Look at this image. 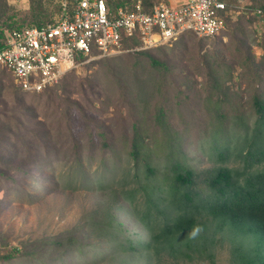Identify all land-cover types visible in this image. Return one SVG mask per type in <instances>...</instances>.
<instances>
[{"label":"rangeland","instance_id":"obj_1","mask_svg":"<svg viewBox=\"0 0 264 264\" xmlns=\"http://www.w3.org/2000/svg\"><path fill=\"white\" fill-rule=\"evenodd\" d=\"M160 1L176 7L186 0ZM226 1L237 10L233 6L264 0ZM4 2L0 22L30 21V0ZM58 10L55 2L50 16L56 18ZM251 17V11L234 12L219 35L185 33L146 50L147 56L132 44L107 56L95 52L41 92L20 90L0 65V257L12 254L0 264H141L120 258L96 263L93 251L79 254L77 236L67 237L76 229L88 244L101 238L96 228L108 210L134 228L124 195L136 188L129 143L134 136L146 137L147 144L163 142L166 123L186 137L191 159L185 165L194 170H264V161L249 169L235 155L242 139L236 125L257 118L254 95L264 100V25ZM149 55L162 65H152ZM245 56L260 61L261 87L257 72L239 66ZM162 108L163 118L157 113ZM13 116L17 129L10 134L2 123ZM224 146L228 151L220 156ZM149 158L161 178L167 166L162 151ZM133 203L143 205L142 196L137 193ZM69 242L76 243L77 257ZM197 254L163 257L159 264H212L207 254L213 264H235L226 235L218 234L206 253Z\"/></svg>","mask_w":264,"mask_h":264},{"label":"trees","instance_id":"obj_2","mask_svg":"<svg viewBox=\"0 0 264 264\" xmlns=\"http://www.w3.org/2000/svg\"><path fill=\"white\" fill-rule=\"evenodd\" d=\"M106 1L110 9H113L133 0ZM142 1L147 9L151 4L159 2ZM221 1L228 4L226 0ZM55 2L58 6V0H30L32 11L27 23L22 20L14 22L13 17H7L9 21L2 19L0 47L7 32L13 29L23 26L41 27L53 21L55 18L50 13ZM259 7H264V1L249 8ZM6 11L4 0H0V16L4 17ZM234 12L228 4L224 16L225 29L229 25L228 20H233ZM251 16L255 20L256 16ZM128 44L134 46L136 42L126 41L125 46L128 47ZM140 52L147 56L146 50ZM148 57L152 65H162L151 55ZM260 65V61L248 56L239 65L257 72L256 87L262 85L263 68ZM252 108L257 118L252 123L242 122L235 129L242 138L240 144L244 142L240 148V144L235 143V155L241 157L249 169L253 163L264 161V100L257 94L253 96ZM157 113L163 118L167 110L158 109ZM11 119L2 123L3 129L10 134L17 129V120L14 116ZM162 131L166 134L163 142L154 140V144H147L144 142L146 137L139 139L134 136L129 143L128 156L132 161L136 188L127 190L124 195L127 201L125 210L134 228H128L123 220L108 210L103 223L96 228L101 238H96L94 242L88 244L85 236H80L76 229L70 230L71 234L67 238L71 241L72 234L77 236V242H80L77 245L79 254L82 255L86 250L93 251L91 257L96 263L120 258L122 261L131 259L141 264H159L163 257L179 260L181 257L192 259V255L197 253L202 255L213 245L215 237L222 234L230 241L231 257L235 264H264V170L239 171L227 166L194 170L185 165L191 157L184 134L169 123L164 124ZM216 148L214 146V150ZM227 148L224 146L219 150L220 156H226ZM159 150L167 164L161 178L157 176L156 167L149 158L151 152ZM137 193L143 199L141 206H134L133 203ZM135 234L136 237H133ZM55 243L60 244V240L57 239ZM75 244L69 242L68 245L69 251L77 257L78 247ZM207 255L213 264L211 254ZM10 258L12 254L0 257L3 260Z\"/></svg>","mask_w":264,"mask_h":264},{"label":"built area","instance_id":"obj_3","mask_svg":"<svg viewBox=\"0 0 264 264\" xmlns=\"http://www.w3.org/2000/svg\"><path fill=\"white\" fill-rule=\"evenodd\" d=\"M233 7H238L232 9L236 12L251 11L264 24V7ZM227 8L221 0H186L176 7L160 1L149 9L142 0L113 9L106 0H58L53 21L7 32L0 65L21 90L41 92L95 52L107 56L126 50V41L136 42L134 50H147L185 33L213 38L225 29Z\"/></svg>","mask_w":264,"mask_h":264},{"label":"clouds","instance_id":"obj_4","mask_svg":"<svg viewBox=\"0 0 264 264\" xmlns=\"http://www.w3.org/2000/svg\"><path fill=\"white\" fill-rule=\"evenodd\" d=\"M195 235V233H193Z\"/></svg>","mask_w":264,"mask_h":264}]
</instances>
